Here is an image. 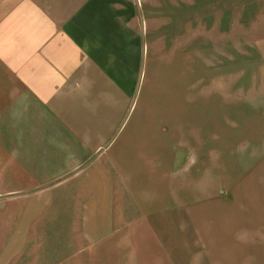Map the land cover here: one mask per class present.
Returning a JSON list of instances; mask_svg holds the SVG:
<instances>
[{"label":"crops","instance_id":"1","mask_svg":"<svg viewBox=\"0 0 264 264\" xmlns=\"http://www.w3.org/2000/svg\"><path fill=\"white\" fill-rule=\"evenodd\" d=\"M136 7L0 0V264H264V98L158 97Z\"/></svg>","mask_w":264,"mask_h":264},{"label":"rangeland","instance_id":"2","mask_svg":"<svg viewBox=\"0 0 264 264\" xmlns=\"http://www.w3.org/2000/svg\"><path fill=\"white\" fill-rule=\"evenodd\" d=\"M135 1L149 61L157 50L158 97L164 96L166 79L174 84L197 80L194 69L199 65L204 80L210 81L212 69L222 64L234 66L235 79L246 80L252 85L251 95L264 98V0ZM260 166L249 165V176ZM261 180L252 185V195H262L263 206L255 199L251 202L264 209V177Z\"/></svg>","mask_w":264,"mask_h":264}]
</instances>
